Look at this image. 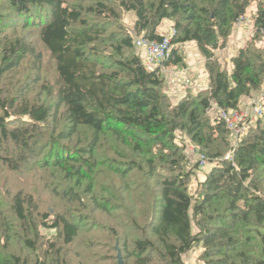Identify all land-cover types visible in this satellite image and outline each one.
Returning a JSON list of instances; mask_svg holds the SVG:
<instances>
[{"label": "trees", "instance_id": "obj_1", "mask_svg": "<svg viewBox=\"0 0 264 264\" xmlns=\"http://www.w3.org/2000/svg\"><path fill=\"white\" fill-rule=\"evenodd\" d=\"M246 17L253 34L228 71L220 54ZM165 20L170 57L149 67L137 40L162 42ZM263 42L264 0H0V264H78L68 247L88 225L118 238L103 217L120 209L124 264H186L196 248L206 264H264V106L236 144L210 113L264 95ZM187 43L208 88L174 102L162 68L185 69ZM188 142L214 165L194 193ZM13 174L41 186L12 193Z\"/></svg>", "mask_w": 264, "mask_h": 264}, {"label": "rangeland", "instance_id": "obj_2", "mask_svg": "<svg viewBox=\"0 0 264 264\" xmlns=\"http://www.w3.org/2000/svg\"><path fill=\"white\" fill-rule=\"evenodd\" d=\"M135 19L136 18H135L134 13H130V14L127 13L124 17V24L127 25L128 27H133ZM238 26H241V25L238 24ZM247 30H250V28L248 27ZM159 32L163 35L166 34L165 36L171 35L173 32V23L169 20H165L159 27ZM252 34H253L252 30L250 34L249 33L247 34L248 40L252 37ZM32 38L37 39L38 37L35 35ZM262 46H263V43H262ZM190 48H192V46L184 47L183 50L185 51V54H186V59H185V64L187 66L186 68H189V71L191 72L187 73L189 77H186L185 79L183 78L184 75H182V80L184 79L183 80L184 82L189 81L191 84L190 86H182V88H184V90L195 89L194 91L207 90L208 88L207 73L204 76L199 75V73L193 70L191 66V63L193 62L190 61L191 59L195 61L196 65L200 63V66L204 67L205 58L200 52V50L198 49V47L197 48L195 47L193 49V53L198 52V55L189 53L192 50ZM226 57H227L226 55L224 54L222 55V58L225 61H227V70L230 71L231 70V66L229 63L230 59L228 60L226 59ZM175 68L177 67H174L172 65L165 67L166 72L164 71L163 75L166 78V81L172 78V75L168 73V71H172V69H175ZM28 69L29 68H20L14 75L18 76L21 73L26 72ZM44 69L45 68H43V70ZM49 72L51 74V76H49V81L52 82L54 78L52 76L51 70H49ZM196 77H198L199 79V87L196 86V82L198 81ZM206 81H207V85H205ZM167 87L169 86L167 85ZM174 93L175 92L171 91V95L173 98L172 101L176 102L181 97H179L178 94L173 95ZM184 94L182 95L184 96ZM258 96L259 97L263 96L260 100L264 98V95L262 92H257V93L253 92L251 97H243L241 99V102H240L241 104L239 105V109H236V110L230 109L228 111H225L221 108L216 109L214 107L213 110L210 112L212 117L218 116V118L222 120H223V116H222L223 112L227 115L229 114L230 121L235 124L234 128H230L229 124L227 126L231 132V140L234 144H236L238 137H240V134L248 127V125L251 122L253 123L256 121L253 118V114L255 115L256 104L259 105V104L264 103V100L261 102H257V103L255 102ZM187 146L188 147L186 149V154L188 155V159L190 162V165H188V169L189 170L192 169L196 165V163L201 165L200 169H198L197 171L195 170V173H194L195 176L192 178V181L190 183V190L194 193L195 189H197L198 183L204 180L205 174L210 172V170L213 168L214 165L208 161L204 163L201 158L202 154L190 142L187 143ZM107 148L101 149L98 153V164H99V169L101 170V172L100 173L96 172V174H97V178L100 180H103V178H107L108 176H110V174L108 173L103 174L105 170L103 161L106 160L107 158L113 159V153L111 149H107ZM34 179L36 178L28 174H24L21 176L13 174V175L8 176L7 182L3 181V184L7 183V187L12 193L14 191H17L18 188H21V187L27 190H33V189L37 190L41 185L31 184V181ZM114 184L117 187L121 186L119 181H115ZM114 190H115V187H113L112 192ZM39 195L41 196V192L39 193ZM44 197H48V195H44ZM141 208H142V205L139 207V209ZM120 210L114 214L107 213L103 217L104 223H110L113 220L117 219L118 238H115L112 240L110 237H106V236L104 237L103 235L99 236L98 229L90 227L91 225H88L85 228H83V230L80 232L79 236L77 237L73 245L68 247V249H70V253L68 254V259L78 264H81V263L83 264H117L118 256L120 255L121 257L119 259V262L121 261L120 263L122 264L123 262L124 264V261L126 260V255H128V253L125 252V249H124L125 248L124 239L126 237L125 233L122 234V239H121V225L124 226L123 223L125 220L121 218ZM112 213H113V210H112ZM89 222L93 225L92 221H89ZM139 222L142 224L143 223L142 219H139ZM41 232L44 235L45 241L53 240L56 235L55 229H51V228L42 229ZM128 236L130 239L134 238V233H129ZM116 247L118 248V250H116ZM130 248L131 249L133 248L131 243H130ZM201 252H202L201 249L196 248L194 251L186 255L185 256L186 264H206L204 261H201L199 259Z\"/></svg>", "mask_w": 264, "mask_h": 264}, {"label": "crops", "instance_id": "obj_3", "mask_svg": "<svg viewBox=\"0 0 264 264\" xmlns=\"http://www.w3.org/2000/svg\"><path fill=\"white\" fill-rule=\"evenodd\" d=\"M246 18L248 19V17H246ZM248 27L250 28V30H247ZM248 33L249 34L251 33L250 23L243 24L241 26H237L235 31H234V35H233V38L231 39L230 44L228 45L227 48H225L221 52L220 55L222 56L224 54V55L227 56L226 59H228V60L231 59V57L234 56L245 45L246 41L248 40V36H247ZM246 37H247V39H246ZM187 46H192V48H190L192 50L189 53H193V49L195 47L197 48V46L195 44H192V43H187L185 45V47H187ZM263 46H264V42H263ZM141 51L144 53V56L146 58V56H147L146 51L144 49L141 50ZM193 54H195V55L197 54L198 55V52L193 53ZM190 61L193 62V63H191V62L190 63H191V66H192V68H193V70L195 72L199 73V75H201V76L206 75L207 71H206V68H205V62H204V67H203V66H200V63H198L196 65L195 61H193L191 59H190ZM146 62H147V59H146ZM195 67H197V68H195ZM164 71H165V68H162V72L163 73H164ZM189 72H191V71H189V68H185V69H182V70H178L177 68H175V69H172V71H168V73H170L172 75V78L167 80L168 86H169L168 88H169L170 92L171 91L175 92L173 95H177L178 94L179 97H182V94H184V88H182V86H190L191 83L189 81H187V82L183 81L186 77H189L187 75V73H189ZM182 75H184L183 76V78H184L183 80H182ZM196 78L198 79V77H196ZM205 85H207V81L205 82ZM196 86L199 87V79L196 82Z\"/></svg>", "mask_w": 264, "mask_h": 264}, {"label": "built area", "instance_id": "obj_4", "mask_svg": "<svg viewBox=\"0 0 264 264\" xmlns=\"http://www.w3.org/2000/svg\"><path fill=\"white\" fill-rule=\"evenodd\" d=\"M250 23L249 19H241V21H239L240 25L243 24H248ZM174 32L172 34V36H174ZM172 36H165L162 42H148L144 39H138L137 40V47L139 49H144L147 53V65L149 67H154L159 65L161 62H163L164 60H167L170 57L171 54V37ZM263 96L257 98V100H255V102H261L264 100V98L262 100H260ZM217 109V108H216ZM223 116V120L227 123V125L229 124L230 128H234L235 124L233 122L230 121L229 118V114H225L223 112L222 114ZM203 162H207V159L202 155L201 156Z\"/></svg>", "mask_w": 264, "mask_h": 264}, {"label": "bare ground", "instance_id": "obj_5", "mask_svg": "<svg viewBox=\"0 0 264 264\" xmlns=\"http://www.w3.org/2000/svg\"><path fill=\"white\" fill-rule=\"evenodd\" d=\"M263 106H264V103L259 104V105L256 104L255 115L253 114L254 120H257V118L262 115ZM119 259H120V256H119Z\"/></svg>", "mask_w": 264, "mask_h": 264}, {"label": "clouds", "instance_id": "obj_6", "mask_svg": "<svg viewBox=\"0 0 264 264\" xmlns=\"http://www.w3.org/2000/svg\"><path fill=\"white\" fill-rule=\"evenodd\" d=\"M249 19V18H248ZM250 20V19H249ZM239 24V23H238ZM173 32L175 33V31L173 30ZM173 34V33H172ZM172 34L171 35H168V36H172ZM175 35V34H174ZM140 50H143V49H140ZM160 65V64H159ZM159 65H157V66H159ZM157 66H154L153 68H155V67H157ZM183 82V81H182Z\"/></svg>", "mask_w": 264, "mask_h": 264}]
</instances>
